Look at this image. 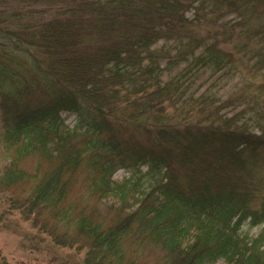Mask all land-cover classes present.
Instances as JSON below:
<instances>
[{
    "label": "trees",
    "instance_id": "1",
    "mask_svg": "<svg viewBox=\"0 0 264 264\" xmlns=\"http://www.w3.org/2000/svg\"><path fill=\"white\" fill-rule=\"evenodd\" d=\"M152 1L0 0L4 137L18 160L38 152L51 163L41 175L10 168L4 182L34 178L19 207L28 215L48 210L58 222L73 224L83 235L85 264H125L123 241L131 231L165 250L160 264H214L221 258L264 264V234L252 239L239 232L247 220L264 221V198L260 207L251 203L264 167V114L259 132L252 131L247 121L253 115H246L251 102L225 117L221 101L202 92L198 97L210 106L201 101L200 117L192 118L199 106H186L194 96L181 79L198 66L220 69L222 53L230 52L210 42L211 34L194 32L187 39L178 32L180 47L166 53L169 64L194 56L164 80L163 54L152 45L173 36V24L179 31L190 24L184 10L196 0ZM248 1L200 0L203 15L197 19L212 13L214 22L233 9L246 12ZM237 24L249 35L264 32V26L251 29L245 17ZM63 110L77 112L72 127ZM81 167L95 196H117L133 206L114 224L75 214L66 203ZM120 168L129 175L118 182L113 176Z\"/></svg>",
    "mask_w": 264,
    "mask_h": 264
},
{
    "label": "rangeland",
    "instance_id": "2",
    "mask_svg": "<svg viewBox=\"0 0 264 264\" xmlns=\"http://www.w3.org/2000/svg\"><path fill=\"white\" fill-rule=\"evenodd\" d=\"M157 1L153 0L152 2L157 3ZM199 3L200 0H196L192 6L184 10L183 17L187 18L190 24L186 23L185 28L180 31L178 30L181 28L180 25L178 26L179 23L173 24L170 32L173 31L174 35H162L152 45V48L163 54L160 58V65L163 68L162 78L168 80L173 75L181 73L194 56V54L191 56L188 53L189 59L169 64V57L166 53L175 54L180 47V39L176 33H185L187 39L191 38L190 36L194 35V32L204 36L211 34L210 42L217 41L216 45L224 50L228 49L230 55L222 53L221 50L219 52L225 56V59L220 69L214 70L210 66H198L195 74L181 79L185 85L187 84L188 93L192 92L194 96V99L186 106L193 102L199 106L195 110L192 109L193 114L190 115L198 120L201 101L204 103L203 107L210 106V102H204L203 98L198 97L202 92L207 97L213 96L216 103L221 101L223 108L220 112L225 117L232 116L245 107L246 103L251 102L252 105L248 107L249 111L246 115H253V118H250L247 123L250 124L252 131L259 132L260 125H263L260 124L261 114H264V62L262 64L258 58L264 59V32L261 30L259 34L249 35L237 23L241 17H245V19H249L251 29L264 26V0H250L247 2L248 10L246 12L233 9L214 22L211 21L214 18L210 16L212 13L204 20L197 19L203 15L202 10L200 14L198 12ZM204 48L205 46L201 45L194 48V51L198 54ZM190 49L192 50V46ZM229 57L231 60H228ZM230 98L238 101L230 105L224 103ZM188 99L190 98L188 97ZM62 115L70 127L75 125L78 118L77 112L63 110ZM172 115L177 116L176 114ZM5 130L0 112V264H85L86 245H82L81 237L83 235L78 233V229L73 224L69 226L66 224V226L62 222H58L54 214L48 210L38 209V212L32 210L33 212L30 211L28 215L27 210L24 211L19 207V203L30 195L34 178L30 177L29 180L22 183L4 182L5 172L10 168L20 167L27 170L29 174L39 172L41 175L51 165L49 158L38 152H28L18 160L15 156V146L9 145L8 140L4 137ZM13 160H18V163H13ZM86 174V167H81L75 176V181L71 184L70 194L66 201L67 204L72 205L75 214L83 212L92 220L103 223L104 226H110L124 214L125 210L133 207L126 206L127 204L117 196L100 198L95 196L88 190ZM128 175V169L120 168L115 172L113 178L121 182ZM258 179L260 181L259 193L253 202L251 200L255 207H260V202L264 198V167L261 168ZM239 232L243 236L253 239L259 234H264V221L251 224L247 220L240 226ZM63 233L68 236L65 238L66 240L63 239ZM57 235L62 237L56 239ZM259 240L261 239L259 238ZM68 242H74V244L69 245ZM123 243L125 264L131 260L137 264H160L162 260L163 262L166 260L163 248L147 237L136 235L133 231L126 235ZM214 264H226V261L221 258Z\"/></svg>",
    "mask_w": 264,
    "mask_h": 264
}]
</instances>
